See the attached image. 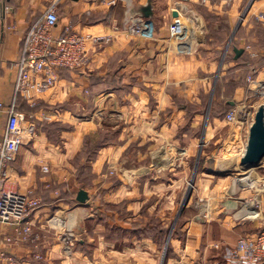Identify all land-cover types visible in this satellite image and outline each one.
<instances>
[{"label":"crops","instance_id":"obj_1","mask_svg":"<svg viewBox=\"0 0 264 264\" xmlns=\"http://www.w3.org/2000/svg\"><path fill=\"white\" fill-rule=\"evenodd\" d=\"M51 1L0 0L5 104L14 99V63L25 34ZM111 1L58 4V30L71 26L108 40L99 47L89 43L84 65L60 73L36 105H19L30 134L0 186L33 191L42 206L27 218L29 233L0 224V252L23 264H226V248L263 231L264 196L260 206L243 202L245 193L234 201L230 189L211 186L203 175L246 152L251 126L225 117L257 97L250 79L264 83V27L256 19L264 0ZM149 5L152 31L125 37L128 10L141 16ZM175 21L186 29L182 40L171 33ZM234 48L244 50L239 58ZM226 106L223 116L213 113ZM7 119L0 113V144ZM243 132L246 141L239 145ZM189 173L193 180L202 175L197 196L183 199L177 216ZM81 190L89 196L85 204L77 201ZM199 201L210 206L208 218L200 215ZM215 202L222 207L216 210ZM251 203L256 217L246 214Z\"/></svg>","mask_w":264,"mask_h":264},{"label":"built area","instance_id":"obj_2","mask_svg":"<svg viewBox=\"0 0 264 264\" xmlns=\"http://www.w3.org/2000/svg\"><path fill=\"white\" fill-rule=\"evenodd\" d=\"M60 1L52 0L47 11L26 32L20 56L14 63L17 73L14 99L10 104L0 101V113L6 112L8 117L4 140L0 144V179L6 166L15 161L20 147L30 134V120L26 114L18 110V99L32 106L36 105L40 96L57 86L61 70L73 71L84 65L89 43L99 47L108 40L105 36L80 35L71 26L65 30H58L57 8ZM213 1L215 0H201L200 4L208 5ZM225 1L231 3L233 0ZM117 2L118 0H112L110 5H116ZM193 17L198 21L197 14ZM256 19L264 27V13H260ZM170 29L173 37L178 40L186 37V29L181 22L175 21ZM123 31L127 38L141 37L152 31V25L150 20L133 15L128 10ZM249 82L255 94L264 97V83L252 79ZM253 115L246 105H242L230 110L225 119L228 123L251 126ZM257 192L264 195V182L260 184ZM201 202L200 215L208 218L210 206L207 202ZM255 204L260 206L261 199L256 200ZM41 206V200L33 191L23 194L0 186V224L13 225L29 233L31 228L27 218ZM0 260L3 264H23L4 252H0ZM224 260L226 264H264V230L258 234L241 237L234 246L226 248Z\"/></svg>","mask_w":264,"mask_h":264},{"label":"rangeland","instance_id":"obj_3","mask_svg":"<svg viewBox=\"0 0 264 264\" xmlns=\"http://www.w3.org/2000/svg\"><path fill=\"white\" fill-rule=\"evenodd\" d=\"M261 26H263V25L261 24ZM59 75H60V72H59ZM252 80H253V78H252ZM228 83H229V86L232 88L233 87V82L230 81ZM242 105H246L247 109L250 110L251 112H253L254 115H253V118H252V120L250 122L251 124H253L254 123V119H255V114H256L257 110L260 107H264V97H261V96L253 97L247 103L239 102L232 109H234L236 106H242ZM238 125H240V124H238ZM245 130L246 129L243 127L242 131H245ZM244 133L245 132L241 133L242 134L241 139L239 138L241 142L238 140L239 141V145H240V143L246 141L245 138H242L245 135ZM233 159H235L237 161V163L235 165L231 164V166L229 165L230 166L229 167L228 164H226V163H228L230 161H234ZM233 159L232 158L231 159L226 158L225 161L224 160L220 161L222 163H220V162H218L220 164L216 163L214 166H212L210 168L208 174L203 175V178H205L207 181H209L210 185L213 186V187H216L217 185H222V184L225 185V188H227L228 190L230 189L229 195L232 197V199L234 201L238 200V199H241L242 194L244 195V193H245V195L243 197V202L248 201V200H252V202L255 203V201L257 200V198L254 197L255 194L256 195H260L259 198H258L259 200L262 199L263 197H261V196H264V195H262L261 192L258 193L257 189L260 186V184L262 185L263 182H264V162L258 167H254L252 169L245 170V169H242L240 167L239 156H237V157H235ZM197 175H198V173L195 175V178L193 180L192 179L193 175L191 173H189L188 176L185 178V180L183 182V185L181 186V189H180L181 190V195L179 196V200H178L177 216L179 215V212H180L179 209L181 208V206H180L181 203H182L181 201L183 199H187V196H188V199H187V201H188L189 198H191L192 194H194L195 197L197 196V194H196V190H197L196 189V182H197L198 178H202V175H200V174L198 176ZM254 175L257 177V180H254L255 184L254 185H248L249 187H252V188L245 187L247 185L242 186L241 184H239L243 180H245L246 178H250L251 176H254ZM258 179H259V181L261 180L262 182H259ZM238 189H240V190H238ZM232 190H234L233 194H232ZM252 196L254 198H252ZM238 201H240V200H238ZM199 202L202 203L201 201H199ZM215 206H216L215 209L217 210V209L220 208L221 205L216 203L214 205V207ZM199 211H200V209H199ZM180 219H181V215H180V218L178 219L177 222L181 221Z\"/></svg>","mask_w":264,"mask_h":264},{"label":"water","instance_id":"obj_4","mask_svg":"<svg viewBox=\"0 0 264 264\" xmlns=\"http://www.w3.org/2000/svg\"><path fill=\"white\" fill-rule=\"evenodd\" d=\"M141 16L150 19L152 8L147 6L140 10ZM230 45V44H229ZM230 46H228L229 48ZM236 58L244 52L242 49L234 48ZM235 104H232V106ZM264 161V107H260L256 114L254 123L250 127L247 148L244 156L240 160V167L245 170L260 166ZM189 195V194H188ZM188 198V196H187ZM89 200L88 193L84 190L79 191L77 201L85 204ZM181 213V212H180Z\"/></svg>","mask_w":264,"mask_h":264},{"label":"bare ground","instance_id":"obj_5","mask_svg":"<svg viewBox=\"0 0 264 264\" xmlns=\"http://www.w3.org/2000/svg\"><path fill=\"white\" fill-rule=\"evenodd\" d=\"M228 162V161H227ZM264 162V161H263ZM230 163V162H229ZM229 163H226V164H228V166H229ZM233 164V163H232ZM224 166V165H223ZM226 166V165H225ZM231 166V165H230ZM229 166V167H230ZM228 169V168H227ZM252 177V178H251ZM250 178H246L245 180H243L241 183H239V184H241L242 186H244V185H254L255 183H254V180H257V177L254 175V176H251ZM258 181H259V179H258ZM245 209H246V214L248 215V216H257L258 215V212H257V210L255 209L256 207H255V205L253 204L252 205V203L251 204H246L245 205V207H244Z\"/></svg>","mask_w":264,"mask_h":264},{"label":"trees","instance_id":"obj_6","mask_svg":"<svg viewBox=\"0 0 264 264\" xmlns=\"http://www.w3.org/2000/svg\"><path fill=\"white\" fill-rule=\"evenodd\" d=\"M64 71H68V70H65V69H63V70H61L60 71V73H63ZM22 102H23V100H21V99H18V101H17V107H18V110L19 111H22V110H20V108H19V105L20 104H22ZM232 109V108H231ZM230 110V107L229 106H226L225 107V111L223 110V111H216L215 109L213 110V113L215 114V115H219V116H223L227 111H229Z\"/></svg>","mask_w":264,"mask_h":264}]
</instances>
